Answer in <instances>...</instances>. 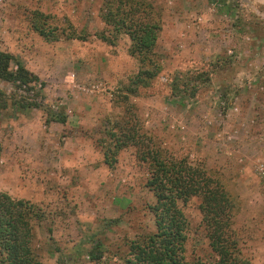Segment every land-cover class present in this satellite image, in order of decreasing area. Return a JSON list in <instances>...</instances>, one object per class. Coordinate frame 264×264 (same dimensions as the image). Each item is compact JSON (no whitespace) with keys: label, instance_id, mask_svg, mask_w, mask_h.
I'll return each instance as SVG.
<instances>
[{"label":"rangeland","instance_id":"obj_1","mask_svg":"<svg viewBox=\"0 0 264 264\" xmlns=\"http://www.w3.org/2000/svg\"><path fill=\"white\" fill-rule=\"evenodd\" d=\"M106 1L0 0V50L44 85L30 92L0 80V192L40 213L38 259L126 264L130 242L155 232L140 146L104 163L111 134L129 120L137 136L220 182L237 248L264 264V0H143L160 21L144 66L129 55V36L103 22ZM144 70L157 72L146 84L136 79ZM200 202L178 204L184 256L214 264Z\"/></svg>","mask_w":264,"mask_h":264},{"label":"trees","instance_id":"obj_2","mask_svg":"<svg viewBox=\"0 0 264 264\" xmlns=\"http://www.w3.org/2000/svg\"><path fill=\"white\" fill-rule=\"evenodd\" d=\"M104 11L103 22L112 28L114 34L129 36V55L144 66L160 30V21L151 4L143 0L106 1ZM13 61L10 54L0 50L1 81L30 92L35 91L38 85L43 88L39 78L22 65L15 63L16 70H12ZM151 63L152 59L149 61ZM156 74V71L144 70L136 79L146 84ZM170 87L174 96L180 93L177 80H172ZM191 95H195L194 91ZM36 96L44 100L40 92H36ZM19 105L22 108L40 107L38 103L25 101ZM59 122L64 123L65 119ZM128 122L126 120L123 127L117 128V135L111 134L115 151L112 153L108 148L103 153L104 163H115L117 153L128 145L140 146L136 155L147 166L149 178L146 186L155 200V204L149 208L154 218L155 232L130 242V256L126 264H204L201 261L188 262L184 256L187 225L178 204L191 197L201 200L199 209L207 229V239L217 258L214 264H250L237 248L235 235L231 231L233 207L220 182L204 170L191 169L187 162L174 161L159 145H154L152 138L137 136L134 126ZM40 219L41 215L32 203L13 199L0 192V264H42L32 245L35 237L33 225ZM89 255L91 260L100 258L92 252Z\"/></svg>","mask_w":264,"mask_h":264},{"label":"crops","instance_id":"obj_3","mask_svg":"<svg viewBox=\"0 0 264 264\" xmlns=\"http://www.w3.org/2000/svg\"><path fill=\"white\" fill-rule=\"evenodd\" d=\"M111 60H112V62H114L115 61V58H113V57H111ZM130 61V63L129 64H132V61L131 60H129ZM114 72V75H115V77H120V76H122L123 75V68H122V66L121 65H119V64H117L115 67H114V70H113ZM81 116V115H80ZM82 119H83V117L81 116V117H79L78 118V121H77V124H81L82 123ZM80 127V126H79Z\"/></svg>","mask_w":264,"mask_h":264},{"label":"built area","instance_id":"obj_4","mask_svg":"<svg viewBox=\"0 0 264 264\" xmlns=\"http://www.w3.org/2000/svg\"><path fill=\"white\" fill-rule=\"evenodd\" d=\"M97 88V86H95L93 89Z\"/></svg>","mask_w":264,"mask_h":264}]
</instances>
